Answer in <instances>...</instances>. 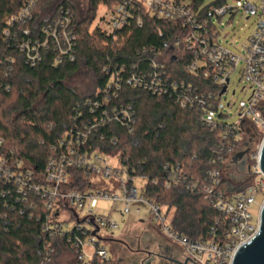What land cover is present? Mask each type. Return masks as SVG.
<instances>
[{"label":"trees","instance_id":"trees-1","mask_svg":"<svg viewBox=\"0 0 264 264\" xmlns=\"http://www.w3.org/2000/svg\"><path fill=\"white\" fill-rule=\"evenodd\" d=\"M121 1L89 0L87 16L80 18L66 0H37L30 19L19 22L29 0H0V153L30 164L40 175L66 132L100 118L104 111L114 113L113 110L131 107L136 119L132 133L112 125L93 134L90 142L99 145L102 136L106 137L105 142L116 138L123 161L128 160L137 175L150 179L145 197L169 213L174 211L173 228L191 241L209 240L213 228L221 234L227 217L214 208V196L205 188L213 187L216 194L224 197L245 188L233 187L224 180L215 186L208 176L211 171L223 170L226 164L228 154L222 151L226 143L222 138L225 116H217L218 128L212 131L203 123L205 110L199 101L217 108L220 100L211 99L210 95L219 96L221 90L187 71L194 54L182 47L174 48L191 32L182 21L157 20L142 14V24L133 19L111 33L102 28L98 23L104 24L106 18L105 14L99 17L101 8L111 10ZM186 1L195 11L202 8V16H207L210 6H204L205 0ZM223 2L218 0L216 7H222ZM62 10H70L73 16L71 29L76 45L75 60L59 63L52 48L37 45L44 43L46 30ZM35 47L40 48L41 61L32 66L30 54ZM158 51L177 57L165 62ZM155 61L164 64L159 71L164 83H177L179 89L185 85L184 93L195 100L194 106L183 108L172 89L159 95L127 84L137 68L140 74L154 73ZM83 68L94 79L92 92L85 96L68 86ZM114 74L120 88L111 87ZM243 144L239 142L236 150ZM90 180V175L75 171L68 189L87 190ZM18 192L15 184L0 177V264H45L44 200L33 192L25 197ZM54 246L56 255L67 249L60 243ZM52 264H56L55 257Z\"/></svg>","mask_w":264,"mask_h":264},{"label":"built area","instance_id":"built-area-1","mask_svg":"<svg viewBox=\"0 0 264 264\" xmlns=\"http://www.w3.org/2000/svg\"><path fill=\"white\" fill-rule=\"evenodd\" d=\"M37 0H29L19 17V22L30 19L31 11ZM243 13L248 20L255 18L256 27L248 42L243 46V53H235L218 42L219 27L214 23L216 16L219 20L226 16L231 8L227 6L210 7L207 16H202V8L197 11L186 0H122L113 9L105 13L104 28L107 32H114L126 27L133 19L138 24L143 23L142 14L164 21H182L184 28H191V32L183 42L177 41L174 48L194 54L187 71L194 77L202 76L207 82L213 83L222 93L224 88L229 89L230 76L242 63V80L252 91L248 104L243 106L237 114V120L229 122V115L225 119L222 151L228 156L239 154L247 147L245 139L248 132L255 130L257 135L263 137L261 146L249 154L248 167L251 182L243 191L229 197L216 194L214 188L206 187L205 192L213 195L214 208L225 214L227 221L221 234L212 229L209 240L194 242L184 234L177 232L172 222L167 223L169 212L159 203L149 200L144 190L150 181L146 176H139L128 164L123 161L116 138L94 145L90 142L93 134L112 125L134 131L136 123L135 112L131 107L113 110L114 113L104 111V115L84 124L80 129L66 132L58 142L54 156L50 157L42 174H37L33 166L16 161L4 153H0V177L4 182L15 184L19 194L24 197L33 192L42 197L44 208L47 211L43 225V241L46 248L45 264H52L57 253L55 243L63 244L74 256L76 264H109L112 262L109 241L114 232L119 229V222L113 217L116 210L112 209L109 215L98 214L100 201L121 203L124 208L120 211L123 217L131 214L141 215L140 204L150 206L151 220L159 232L171 243L179 246L188 264H233L237 252L248 245L260 233L262 225V212L264 209V172L261 169V151L264 144V0L247 3ZM72 14L70 10H62L53 24L46 30L47 38L41 48H52L57 53L59 63L75 60V36L71 29ZM17 21L16 19L13 22ZM173 51V49H172ZM158 56L166 62L176 55L164 54L158 51ZM32 66L41 61L40 48H33L30 54ZM168 57L169 59H166ZM164 64L154 62V73L140 74L138 68L132 72L127 84L133 89H144L155 94H166L173 90L178 94L183 108L194 106L195 100L190 98L184 90L185 85L179 89L177 83L167 85L160 74ZM111 87L116 85L117 77L112 75ZM192 89V88H191ZM210 95L211 99H219V106L199 101L201 109L205 110L203 123L212 131L217 130V116L221 113L220 106L223 96ZM96 109L99 103H96ZM209 107V108H208ZM223 110V109H222ZM93 114L95 110L92 111ZM244 142L243 147L236 150V145ZM2 143V140L0 141ZM220 151V152H222ZM218 152V153H220ZM223 153V152H222ZM115 161V162H114ZM227 161V159H226ZM113 162V164H112ZM80 171L91 176V187L84 191L68 189L74 181V172ZM96 178L109 181L108 186L98 188ZM215 186L223 181L221 171H211L208 174ZM156 183V180H153ZM178 184V183H177ZM198 185H196L197 187ZM169 187V186H167ZM261 197L257 220L251 210ZM69 209L74 219L73 227L70 221H61V210ZM165 208V209H164Z\"/></svg>","mask_w":264,"mask_h":264},{"label":"rangeland","instance_id":"rangeland-1","mask_svg":"<svg viewBox=\"0 0 264 264\" xmlns=\"http://www.w3.org/2000/svg\"><path fill=\"white\" fill-rule=\"evenodd\" d=\"M68 1L75 9L80 18H85L87 16L89 10V0H66ZM218 0H205V7H216V2ZM223 6H227L231 8L230 12L224 16L222 19H218L216 16L213 18L214 23L219 27L220 36L218 37V42L222 44L224 47L230 49L235 53H243L242 47L245 46L248 42L249 37L253 34L256 27V19L252 18L250 20L243 13V7L247 3H257L258 0H223ZM107 9L101 8L99 17L106 13ZM32 14V13H31ZM99 19V18H98ZM98 19L94 23L93 27L98 23ZM101 27L104 26L102 22L98 23ZM174 55V54H172ZM171 55V56H172ZM166 59H169L166 57ZM244 63L241 66L234 70V72L230 76L231 83L229 85V89L227 93L223 96L220 112H223L224 115H229V119L227 121L234 122L237 120L238 111L245 105L248 104V101L251 97L252 91L248 88V86L242 80V68ZM68 86L77 94L81 96H85L90 94L94 87V79L91 73H89L84 68L81 69L75 76L68 82ZM235 92V95H233ZM223 109V110H222ZM248 136L245 139V143L248 144V147L245 148V151L249 149L248 153V162L249 154L251 152L256 151L263 142V137L257 135L255 130H251L248 132ZM253 140V143L251 142ZM244 152V151H243ZM240 154V153H239ZM238 154L230 155L227 158L224 169L222 170L223 180L225 182L230 183L233 187H246L251 182V176L247 168H241L240 159H237ZM115 162V161H114ZM113 164V162H112ZM93 181L98 183V188H104L108 186L109 181H103L95 176H93ZM262 198L259 197L256 200V204L253 206L251 212L254 215V222L257 220L259 205L261 204ZM142 209L141 215L131 214L129 216L123 217L120 213L123 210L124 206L121 203L112 204L111 202L100 201L98 204L97 212L102 215H109L112 209L116 210L113 214V217L116 221L119 222V229L114 232V239L122 238L124 235L132 232L139 231L134 235V242H136V246L131 249H120L118 250V254L112 251L111 257L114 260L122 259L125 260L126 263L127 256L130 257L131 252L137 250L139 247L145 248L148 246L150 240L154 243H157L156 247L151 246L152 250L155 252H159L158 244L161 239H166L161 233H157L154 236H151L145 229L144 226L151 227L155 231V223L151 220L150 215V206L140 204L138 206ZM165 209V208H164ZM174 211H171L167 223L172 222V216ZM61 221H70V227H73L74 219L72 217V212L69 209L63 208L61 210V216L59 217ZM146 224H142V223ZM156 232V231H155ZM155 234V233H154ZM162 236V237H161ZM167 240V239H166ZM130 241V240H127ZM110 248V244H107ZM174 251V250H173ZM68 256H72L71 252L68 249H61L59 253L55 256L56 264H73V262H69L65 260ZM180 257V256H179ZM128 259V258H127ZM183 257L178 258V261L182 262ZM118 264V263H117ZM129 264V262H128ZM154 264H162L157 261ZM167 264V263H163ZM170 264V263H168Z\"/></svg>","mask_w":264,"mask_h":264},{"label":"flooded vegetation","instance_id":"flooded-vegetation-1","mask_svg":"<svg viewBox=\"0 0 264 264\" xmlns=\"http://www.w3.org/2000/svg\"><path fill=\"white\" fill-rule=\"evenodd\" d=\"M251 142L253 143V140ZM240 166L242 169H248V154L240 158ZM163 241L165 242V239ZM130 249L133 250V248ZM158 250L159 252H155L147 247H139L137 250L131 252L130 257L127 256L128 259L126 258V263H124L125 260L121 259V262L118 264H128V262L129 264H154L157 261L161 262L162 264H188L184 259H182V262L178 261V258L182 256V253L177 248V246H164V244L160 242V244H158Z\"/></svg>","mask_w":264,"mask_h":264},{"label":"water","instance_id":"water-1","mask_svg":"<svg viewBox=\"0 0 264 264\" xmlns=\"http://www.w3.org/2000/svg\"><path fill=\"white\" fill-rule=\"evenodd\" d=\"M227 93V88H224L220 97ZM235 95V92H233ZM248 147V144L246 145ZM249 153V149L238 154L237 159ZM261 169L264 172V144L261 151ZM233 264H264V209L262 212V225L260 233L248 245L243 246L237 252Z\"/></svg>","mask_w":264,"mask_h":264},{"label":"crops","instance_id":"crops-1","mask_svg":"<svg viewBox=\"0 0 264 264\" xmlns=\"http://www.w3.org/2000/svg\"><path fill=\"white\" fill-rule=\"evenodd\" d=\"M142 224H146L145 222L144 223H142ZM145 228L143 229V230H145V229H147L146 231L151 235V236H154V235H156L157 233H160L159 232V230L156 228V226H155V231L151 228V227H148V226H144ZM137 232H139V231H136V232H132V233H128V234H126V235H124L122 238H119V239H114V237L111 239V241H109V244H110V250H111V253H112V251L113 252H115L116 254H118V250H120L121 248L122 249H130V248H134L137 244H136V242H134V235H135V233H137ZM155 233V234H154ZM154 239V238H153ZM153 239L152 240H150L149 241V243H148V246H146L147 248H150V249H152V247L151 246H157L156 244L157 243H154V241H153ZM127 240H130V241H127ZM164 239H162L160 242H162L163 244H164V246H177V245H175V244H173V243H171V242H169L168 240H166L165 239V242L163 241ZM160 244V243H159ZM177 248L181 251V253H182V256L181 257H183V259L185 260V261H187L186 260V258H185V256H184V254H183V251H182V249L179 247V246H177ZM72 254V253H71ZM65 260H68L69 262H73V264H76V261H75V258H74V256H73V254H72V256L70 257V256H68ZM121 259H119L118 260V262H117V260H114L113 258H112V264H117V263H120L121 261H120Z\"/></svg>","mask_w":264,"mask_h":264}]
</instances>
